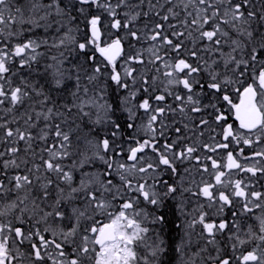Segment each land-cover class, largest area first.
I'll return each instance as SVG.
<instances>
[{
    "label": "snow or ice",
    "instance_id": "obj_1",
    "mask_svg": "<svg viewBox=\"0 0 264 264\" xmlns=\"http://www.w3.org/2000/svg\"><path fill=\"white\" fill-rule=\"evenodd\" d=\"M0 264H264V0H0Z\"/></svg>",
    "mask_w": 264,
    "mask_h": 264
}]
</instances>
